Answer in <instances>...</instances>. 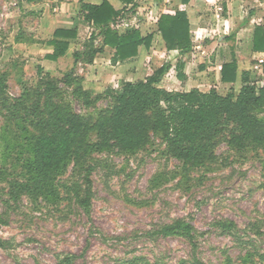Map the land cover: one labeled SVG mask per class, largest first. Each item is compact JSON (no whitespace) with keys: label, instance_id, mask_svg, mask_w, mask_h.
I'll use <instances>...</instances> for the list:
<instances>
[{"label":"rangeland","instance_id":"rangeland-1","mask_svg":"<svg viewBox=\"0 0 264 264\" xmlns=\"http://www.w3.org/2000/svg\"><path fill=\"white\" fill-rule=\"evenodd\" d=\"M39 2L33 6L0 0V78L6 79L11 102L41 87L39 58L46 54L41 43L51 36L57 17L72 0ZM203 15L209 24L213 12L209 9ZM203 34L206 38L200 43L210 39ZM152 56L147 60L150 54L141 55V63L128 76L115 75L108 55L99 75L80 67L77 74H88L86 82L94 76L97 85L84 88L95 96L121 88L128 79L145 78L159 66L158 57ZM181 59L185 58L167 54L165 64H172L162 81L167 90L191 89L174 70ZM211 61L196 47L188 60L189 72L213 79ZM258 66L253 62L243 66L252 67L256 83L263 78ZM53 69L51 75L58 80L70 71L66 66ZM59 88L58 100L83 116L96 120L111 106L104 98L86 108L72 95L73 88L63 83ZM219 88L222 94L229 92ZM257 116L264 121V109ZM35 136L24 115L12 117L0 100V264H66L67 258L72 264H264V142L237 147L226 133L217 140L214 160L191 166L167 154L161 137L154 136L137 153L111 148L90 154L79 165L70 160L54 176L53 194L45 198L26 190L33 186L26 163ZM88 181L89 208L81 203L87 197ZM177 220L193 226L194 243L162 234Z\"/></svg>","mask_w":264,"mask_h":264},{"label":"trees","instance_id":"trees-1","mask_svg":"<svg viewBox=\"0 0 264 264\" xmlns=\"http://www.w3.org/2000/svg\"><path fill=\"white\" fill-rule=\"evenodd\" d=\"M19 1L33 4L41 0ZM119 1L125 6L120 11L115 10L108 1L98 6L80 0L78 18L101 30L103 44H96L99 35L94 34L85 44V50L74 54L75 66L63 79H55L39 67L41 87L34 92L27 90L22 97L11 102L7 96L6 79L0 78V100L9 114L14 118L24 115L36 131L30 146L32 156L26 163L33 177V186H28L26 190L50 198L53 194L51 181L70 160L79 165L90 154L111 148L123 153H137L149 146L154 136L161 137L167 146V154L191 166L214 160L217 140L226 133L229 143L237 147L264 142V121L257 116L264 109V85L258 87L251 80L249 72L243 73V86L238 91L230 89L226 96L216 89L209 92L199 89L180 92L161 88L163 79L171 70L168 63L152 76L136 82H125L119 89L109 88L95 96L92 91L86 90L84 80L76 70L80 61L93 64L95 57L108 46L116 50L112 62L117 65L138 57L140 47L149 50L152 46V35L144 37L139 31L120 35L113 30L111 25L115 28L124 26L139 7L138 0ZM190 1L183 0V3L188 5ZM159 31L169 51H179L184 55L194 52L191 24L186 11L179 10L175 16L164 15L159 22ZM77 37V29H58L54 39L48 42L54 52L46 59L57 62L65 57L70 41ZM254 51L264 53V27L256 28ZM177 69L178 76L185 79L182 73L184 66L179 63ZM237 75L236 60L223 67V82L235 83ZM60 83L73 88L72 95L81 100L86 108L93 107L104 98L111 101V106L102 111L96 120L78 114L70 104L58 100ZM94 135L96 141H92ZM92 170L90 168L89 173ZM89 179L90 176L87 177ZM86 194L81 203L89 208V181ZM161 232L191 243L195 240L193 226L184 220L165 226ZM65 263L72 264V259L67 258Z\"/></svg>","mask_w":264,"mask_h":264},{"label":"crops","instance_id":"crops-1","mask_svg":"<svg viewBox=\"0 0 264 264\" xmlns=\"http://www.w3.org/2000/svg\"><path fill=\"white\" fill-rule=\"evenodd\" d=\"M104 1L110 2V4L117 11H120L125 7L119 0H83V2L87 4L98 6L102 5ZM40 3L41 2H38L37 4L33 3L32 5H40ZM65 5L66 7H63V13L57 17V27H55L54 31L51 33V36L41 43L43 46L42 49L46 52V54L39 58V67H42L46 73L50 74H53V72L56 71L53 69V67L55 68L56 66H59V69L62 68V66H66V68L69 70L73 69L75 66L74 54L76 52H83L85 50V44L94 34L99 35L98 39L96 40V44H103V37L100 36L101 30L95 27L93 24H86L82 22L78 18V14L81 9L80 0H72V3L68 2ZM209 9L213 12V19L208 24L203 13ZM179 10H184L189 15L195 48L198 47L199 52H202L203 56H211V70L213 71V79H210L209 74H207V78L203 80L199 75L193 76L189 72V69L192 65L188 63V60L190 55H192L194 52L184 55L179 51H169L165 45V42L159 31V22L164 15L175 16L176 12ZM148 12H151V14H148ZM152 14L153 17H150ZM111 27L113 30L118 31L120 35H126L130 32L139 31L144 37L149 35L154 37L152 46L149 50H147L145 47H140L139 49L140 56L144 53L145 55L150 54V57H148L147 60L151 59L152 54L159 59L158 68L148 72L145 78L152 76L156 70L165 65L167 54L171 53L179 54L181 57L185 58L181 59L182 62L179 61L178 65L179 63L182 64L185 69H183L184 73L182 72L185 76L183 83L185 82L187 87H191V89L187 90L186 92H189L193 89H199L203 92H209L212 89H216L219 92V86L222 88H227L229 91L232 88L235 89V87L241 88L243 86V73L249 72L251 75V80L253 81L252 67L245 69L243 67L247 66L250 62H253L254 66L259 65L257 68L261 69L260 71L263 74L262 82H253L256 83L258 87H262L264 85V53L254 51V36L256 28L264 27V0H191L188 5H184L183 0H148L146 3L143 2L139 4L136 13L131 15L124 26L115 28L113 25H111ZM58 29H77L78 37L77 39L70 41V47L66 56L60 58L57 62H53L46 59L47 55H50L54 52V48L48 45V42L54 39V33ZM203 32L206 33L207 38L210 39L200 43V41L203 40L202 38L205 36ZM236 46L238 49H236ZM115 52L116 50L107 46L104 48L102 53L95 57L93 64H87L84 61H80L77 67L83 68V70L90 71L91 73L94 72L95 76H97L99 75V71L101 69V63L104 60L103 57L108 55L111 57L112 61ZM111 53L113 54L112 56ZM140 56L130 61L123 63L119 62L117 65L112 67L114 70H116L114 71L115 75L120 74L122 76H128L129 74H132L130 72H132L134 68L141 63V60L138 61ZM234 60H236L238 63L237 80L235 83H225L222 80L223 67L232 63ZM111 61L109 60L108 63L110 64ZM178 65L174 67V70L177 69ZM87 75L81 76L84 80L83 86L94 87L97 85L95 84L96 79L94 80V76L92 74L91 75L93 78H91L90 75L89 80L86 82L85 78H87ZM145 78H141L140 80ZM126 82L136 81H131L128 79ZM212 82L214 83L211 84ZM163 84L164 83H161V88L165 87ZM118 85V83H115V87H118ZM207 85L211 86L208 87L210 88L209 90H205ZM228 93L220 94L226 96Z\"/></svg>","mask_w":264,"mask_h":264}]
</instances>
